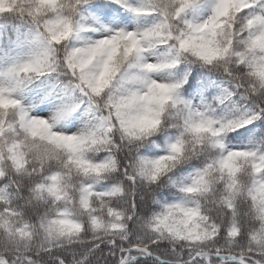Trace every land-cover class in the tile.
<instances>
[{"label":"snow or ice","instance_id":"1","mask_svg":"<svg viewBox=\"0 0 264 264\" xmlns=\"http://www.w3.org/2000/svg\"><path fill=\"white\" fill-rule=\"evenodd\" d=\"M0 264H264V0H0Z\"/></svg>","mask_w":264,"mask_h":264}]
</instances>
